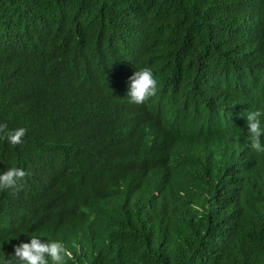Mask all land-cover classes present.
Segmentation results:
<instances>
[{
    "label": "trees",
    "instance_id": "obj_1",
    "mask_svg": "<svg viewBox=\"0 0 264 264\" xmlns=\"http://www.w3.org/2000/svg\"><path fill=\"white\" fill-rule=\"evenodd\" d=\"M151 67L157 92L130 103ZM264 0H0V252L66 264H264Z\"/></svg>",
    "mask_w": 264,
    "mask_h": 264
},
{
    "label": "clouds",
    "instance_id": "obj_2",
    "mask_svg": "<svg viewBox=\"0 0 264 264\" xmlns=\"http://www.w3.org/2000/svg\"><path fill=\"white\" fill-rule=\"evenodd\" d=\"M157 92V80L151 67L137 68L128 77L126 95L130 103L142 104ZM247 134L250 148L255 152H264V110L256 109L246 114ZM26 134L24 127L8 129L0 122V138L10 145L22 143ZM26 172L21 167L11 166L0 171V191L10 189L19 190L20 181ZM7 254L0 252V264H66L71 252L65 242L59 238H46L44 234L27 237L26 242H10L6 244Z\"/></svg>",
    "mask_w": 264,
    "mask_h": 264
}]
</instances>
